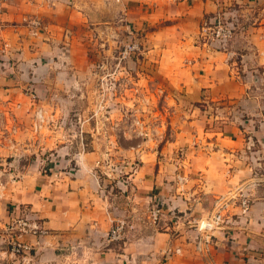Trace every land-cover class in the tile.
<instances>
[{"label": "rangeland", "instance_id": "1", "mask_svg": "<svg viewBox=\"0 0 264 264\" xmlns=\"http://www.w3.org/2000/svg\"><path fill=\"white\" fill-rule=\"evenodd\" d=\"M211 1L218 3V12L238 13L235 37L225 48L212 44L211 31L207 30V34L203 29L205 22L212 18L208 16L202 20L198 38L215 51L226 53L224 58L228 61L238 59L231 45L249 23H258L264 12L251 9L255 0ZM120 6L117 0H93L88 31V73L77 74L74 87L62 86L63 79L55 74L40 88L26 90L27 104H0L8 108L11 115V118L0 117V204L8 189L16 185L12 181H20L27 170L40 168L44 173H51L63 159L91 155V162L97 158L95 175L102 184L104 199L111 205L108 207L111 226L100 237L88 235L78 238L77 244L67 240L65 245L39 249L37 242L52 235L44 228L43 237L32 234L20 237L32 246V251L19 256L12 253L9 244V240L18 237V232L9 233V229L6 231L0 226V264H37V259L43 256L49 258L48 264H96L94 258L98 253L111 264L117 254H123L124 249L142 238L145 232L160 233L156 243L165 244L162 234L170 222L169 213L164 212L157 224L151 223L148 204L144 207L131 187L137 170L146 177H153L158 171L163 176H173L179 196L182 190L190 194L202 182L207 189L216 188L211 196L217 199L216 203L200 205V210L206 209L209 213L216 214L220 208L222 212L228 205H241L243 199L253 201L255 198L245 192L244 175H238V171H245L240 168L245 160L264 159V151L249 152L264 147V141L256 135L264 130V61L255 72L249 70L251 72L243 74L245 79L257 83L232 90L237 96L212 99L204 94V102H190L188 90L172 87L168 78L158 71V60L146 55L149 44L146 40L155 36L161 41L172 27V21L164 18L150 21L146 12ZM245 146L249 148L244 150ZM199 150L204 151L198 154ZM179 160L214 162L217 168L210 170L205 182L202 177L207 173L205 168L170 167L171 161ZM253 172L254 175L264 174V166ZM251 186L257 189L255 196L264 195V184ZM194 194V197L199 195ZM188 200L191 202L192 198ZM166 209L164 207V211ZM7 211L8 215L12 214L13 206ZM25 219L31 217L10 224ZM118 220L128 224L126 238L123 242L110 243L108 232ZM29 237L35 238L33 242ZM98 240L102 242L101 249L92 244ZM26 259L31 261L27 263Z\"/></svg>", "mask_w": 264, "mask_h": 264}, {"label": "crops", "instance_id": "2", "mask_svg": "<svg viewBox=\"0 0 264 264\" xmlns=\"http://www.w3.org/2000/svg\"><path fill=\"white\" fill-rule=\"evenodd\" d=\"M132 1L117 0V3H121L120 8L146 12L145 16L150 21L159 18L172 21V27L167 29L161 41L156 40L155 36L146 40L149 43L146 55L158 60V71L168 78L172 87L188 90L190 102H204V94L212 99L237 96L232 90L257 83L256 80L245 79L243 74L251 72L249 70L255 72L263 64L264 17L258 23H249L236 37L234 45H231L232 53L240 58L228 61L224 58L226 53L215 51L198 38L202 20L215 16L219 10L215 1L189 3L181 0L173 3L168 0H140V4H133ZM92 2L5 1L0 15L1 104H27L29 97L26 90L35 86L40 88L51 81L55 74L63 79L62 86L71 88L76 85L77 74L88 73L86 63ZM254 3L257 6L252 3L251 9L254 7L264 12V0H255ZM245 10L250 12L249 8ZM31 19L40 21L41 26L37 30L30 25ZM256 135L264 141V130ZM261 147L249 152L263 153L264 147ZM247 148L249 146L243 149ZM96 159L94 157V162H91V155L68 161L63 159L54 170H50L51 173H44L40 168L27 170L22 179L8 189L4 202L0 204L2 229L6 228L7 231L10 223L27 216L37 219L52 234L51 238L45 237L37 242L39 249L68 242L77 244L78 238L88 235L100 237L112 222L108 210L111 205L104 199L102 184L95 175ZM216 165L207 161L179 160L175 163L171 161L170 167L205 168L207 173L202 177L207 182L210 170L217 168ZM263 166V157L262 160H245L240 166L245 169L243 173L238 171V175H244L242 181L244 186L247 185L245 192L248 191L255 198L250 201L247 212L243 211L241 205L232 204L221 212L224 223L213 232L214 241L210 251L201 254L195 250L198 232L194 229V223L215 215L206 209L200 210V205L216 203L217 199L211 196L217 189H207L202 182L190 194L182 190L179 196L172 182L173 176H163L158 171L155 176L146 177L137 170L132 176L134 184L131 185L136 198L144 207L147 208L148 204V212L152 204H159L163 213H169L170 222L165 225V232L161 233L165 244L156 243L160 233L145 232L142 238L128 245L123 254H117L118 257L111 264H264V195L255 196L257 189L251 186L254 183L264 184V174L254 175L253 172V169ZM196 192L199 193L198 197H194ZM189 198H192L191 202ZM200 199L202 201H198ZM10 205L14 211L8 215ZM29 238L32 242L35 239ZM92 244L99 249L103 247L100 240ZM169 249L181 251L169 255ZM37 260V264H48L49 258L43 256ZM30 261L26 259L27 263ZM94 261L96 264H110L102 253H98Z\"/></svg>", "mask_w": 264, "mask_h": 264}, {"label": "built area", "instance_id": "3", "mask_svg": "<svg viewBox=\"0 0 264 264\" xmlns=\"http://www.w3.org/2000/svg\"><path fill=\"white\" fill-rule=\"evenodd\" d=\"M6 0H0V15L3 13L4 3ZM239 16L237 12H218L215 16L209 19V21L205 22V28L204 30L211 31L209 34V40H212V44H216L221 48H225L227 46V43L235 37V31L237 29ZM30 25L33 29L37 30L41 24L39 20L31 19L29 20ZM34 34H36V31H33ZM1 104V103H0ZM0 109H2L3 112H0V117L11 118L10 113L8 112V108H3L2 105H0ZM41 116V114H40ZM2 173H0L1 177ZM21 178V176H18ZM17 182V181H12ZM2 187H4V183L2 184ZM2 191V190H1ZM220 203V202H219ZM242 209L244 212L249 211L250 209V201L247 199H243L241 203ZM221 210L213 215L212 217H208L202 221L195 222L194 228L198 232V236L195 238V250L198 253H208L213 246L214 236L213 232L219 228L224 223V217L221 213ZM176 218L177 215L173 213ZM163 215V209L162 206L159 204H152L149 209V220L153 224H157L161 221ZM9 229V230H8ZM128 229V224L124 220H118L116 221L111 229L108 232L109 241L111 242H123L126 238V231ZM7 230L9 233H13V231L18 232V237L14 240H9V244L12 249V253L15 256H19L22 254H29L32 251V246L25 241H21L20 237L24 236L26 234H32L36 237H43V234L46 233V230L38 222L37 220L32 219H25L22 221H19V223L10 224L8 226ZM180 249L176 250H168V254L171 253H180ZM167 254V255H168Z\"/></svg>", "mask_w": 264, "mask_h": 264}]
</instances>
